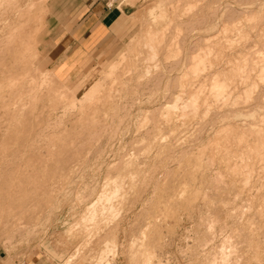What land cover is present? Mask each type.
<instances>
[{
	"label": "rangeland",
	"instance_id": "374dc122",
	"mask_svg": "<svg viewBox=\"0 0 264 264\" xmlns=\"http://www.w3.org/2000/svg\"><path fill=\"white\" fill-rule=\"evenodd\" d=\"M80 1L35 0L29 16L24 6L19 32L32 28L37 42L27 58L0 21V219L10 211L13 221L1 220L0 264H220L221 252L229 264H264V71L251 70L264 55V0H120V38L61 71L49 63L48 23ZM19 3L2 0L0 16ZM132 42L129 78L105 76ZM30 69L53 75L33 97ZM214 73L221 86L210 89ZM95 201L114 210L90 225L81 217Z\"/></svg>",
	"mask_w": 264,
	"mask_h": 264
},
{
	"label": "bare ground",
	"instance_id": "6f19581e",
	"mask_svg": "<svg viewBox=\"0 0 264 264\" xmlns=\"http://www.w3.org/2000/svg\"><path fill=\"white\" fill-rule=\"evenodd\" d=\"M32 0H25V4L24 3H19V4H16L14 7H9V9L6 11L5 10V12H2L3 13V15H4V17L2 18L1 16H0V21H3V20H5V21H3L4 22V25H5V23H6V27H7V29H6V31H4L5 32V37L6 38H3V39H6V41H10L11 42V45H17V50H18V52L17 51H15L14 52V49L12 50V52H14V54L15 55H18V53H19V55H21V58L23 57L22 56V54H24V56L26 55L25 54V52L28 50L27 49V46H30V42L32 43V45L35 47V45H37V42L36 41H34V42H36V44L34 43V42H32L33 40H30V39H33V38H31V32H32V28L31 29H29L28 30V32H25V34H24V32H19V29H20V27H21V24H22V18L21 17H23L22 16V14L23 13H25L26 14V12H27V10H30L31 9V6H33L34 7V5L36 4V3H38V2H34L35 0H33V2H31ZM38 1V0H37ZM1 2H2V0H0V4H1ZM35 3V4H34ZM34 4V5H33ZM37 5V4H36ZM24 6H25V9H24ZM38 7V6H37ZM161 6H159V5H156V6H153L151 9H150V11H149V17L151 18V23H153V24H155L156 22H155V19H157L158 17H157V15H159L158 13H159V11H160V9H158V8H160ZM28 8H30V9H28ZM40 8V7H39ZM158 9L159 11H158V13L156 14V11L157 10H155V9ZM7 9V8H6ZM23 9L25 10V12H23ZM35 9V8H34ZM32 10V9H31ZM37 10H38V8H37ZM33 11H35V10H33ZM162 11H164V8L162 9ZM23 12V13H22ZM36 12V11H35ZM161 12V11H160ZM31 13V12H30ZM164 13V12H163ZM165 13H166V10H165ZM230 13V12H229ZM228 13V14H229ZM245 13V12H244ZM7 14H9V16H7ZM24 14V15H25ZM27 14H28V16L29 15H31V14H29V12H27ZM40 14V13H39ZM10 15H12V16H10ZM36 13H34V14H32V18H33V24H34V22L36 21H38V20H40L41 19V15H36ZM225 15V14H224ZM255 15V14H254ZM161 16V15H160ZM164 16H166V14L164 15ZM26 17V16H25ZM237 17V16H236ZM160 18V17H159ZM161 18H163V16L161 17ZM160 18V19H161ZM165 18V17H164ZM3 19V20H2ZM229 19V18H228ZM231 20V19H230ZM35 22V23H36ZM38 22H40V21H38ZM155 22V23H154ZM157 22H160V21H157ZM150 23V24H151ZM3 24V23H2ZM24 24H25V22H24ZM236 24V23H235ZM27 25V24H26ZM36 25V24H35ZM37 25H38V23H37ZM223 25V24H222ZM234 25V24H233ZM20 26V27H19ZM34 26V25H33ZM5 27V28H6ZM227 27V26H226ZM229 28V27H228ZM1 29V28H0ZM22 29V28H21ZM34 29V28H33ZM152 29H156V28H152V27H148V28H146V30H145V35H147V34H149L150 32H152ZM226 30V29H225ZM224 30V31H225ZM234 30V29H233ZM154 33L156 32V30H154L153 31ZM239 32V31H238ZM18 33H20L19 35H17ZM1 34H3V32L1 31ZM14 34H16L15 36L16 37H20L21 39L20 40H18L17 42H15L14 40V38L13 39H11L12 37H14L13 35ZM221 34V33H220ZM18 37V38H19ZM11 39V40H10ZM224 39V38H223ZM2 40V39H1ZM30 40V41H29ZM5 41V42H6ZM14 41V43H12ZM145 41H147V39H145ZM7 43H9V42H6V44ZM130 44V43H129ZM127 45L125 48H124V51H121L120 53H119V61H117L116 62V64H112L109 68H108V73H106V75L105 76H109L108 78H111L110 76H112L114 79H117V78H119V80H120V78H122L123 76H124V74L125 73H127L128 72V74L130 75V73H132V70L133 69H135L136 68V64H135V62L134 61H136V60H134L135 59V56L136 55H134L136 52L135 51H137L136 50V48L138 47V42H132L130 45ZM5 45V44H4ZM7 45H10V44H7ZM33 46H31V47H33ZM8 47V46H7ZM6 47V48H7ZM14 47V46H13ZM16 47V46H15ZM14 47V48H15ZM10 49H11V47H10ZM16 49V48H15ZM31 49V48H30ZM33 49V48H32ZM24 50H25V52H24ZM34 51H35V48L33 49ZM17 52V53H16ZM134 52V53H133ZM257 52V51H256ZM31 53V52H30ZM35 53V52H34ZM37 53V52H36ZM137 53H139L138 51H137ZM136 53V54H137ZM195 53V52H194ZM13 54V53H12ZM28 55V54H27ZM26 55V58L28 57ZM132 55H134V58L132 57L131 58V56ZM196 55V54H195ZM137 56H139L138 54H137ZM136 56V57H137ZM193 56V55H192ZM126 57H128L129 59H127V60H129L128 62H130V61H133V62H131V63H128L127 64V60H126ZM189 57V56H188ZM197 58H198V56H197ZM125 60V61H122V60ZM131 59H133V60H131ZM195 59V58H194ZM245 59V58H244ZM249 60V59H248ZM20 61V60H19ZM123 62V64L125 63V64H127V65H131V67L130 68H127V65H126V67L124 66V65H122L121 63ZM194 62V69H197L198 68V65L200 64V65H202V62H201V58L199 59H195V61H193ZM192 62V63H193ZM248 62V61H247ZM264 55H260V56H256V59L254 58V59H251V64H252V71H254V70H257V69H259V68H261L263 71H264ZM19 63H22L21 61L19 62ZM118 64H121V65H118ZM248 64V63H247ZM21 65V64H20ZM119 66H124L125 68H127V69H123L122 71L124 72H122L121 73V71L119 72L117 69H119L120 70V67ZM22 67H24L23 65H22ZM25 67H26V65H25ZM129 67V66H128ZM225 67V66H224ZM121 68H123V67H121ZM21 70H22V68H20ZM25 69V68H24ZM28 69V68H27ZM31 70V69H30ZM36 70V69H35ZM116 70H117V73H118V76H117V74L115 75L116 76V78H115V76L113 75L115 72H116ZM220 70V69H219ZM242 70V69H241ZM247 70V69H246ZM127 71V72H126ZM209 71V70H208ZM207 71V72H208ZM26 73H25V77L23 76V78H25V79H27L26 80V82H27V85H28V87H29V91H28V93L27 94H29V95H31L32 97L33 96H35V94L36 93H40L39 92V90H41V89H39V88H41L42 86L45 88V86L46 85H48L47 84V82H51L50 80H52L53 79V75L51 74V72L50 73H48V72H46V73H48L49 75L48 76H50V77H45L44 75L42 76V74L39 72L38 74H39V79H38V81H37V79L36 78H38V77H36L35 75L34 76H32L33 75V73L35 72V71H33L32 72V70H31V74H29V72L30 71H28L27 72V70L25 71ZM106 72V71H105ZM203 72H205V73H207L206 71H204V69H198V70H196V71H194V75L196 76V75H198V74H202ZM220 72V71H219ZM241 72L242 71H240V73H238V74H241ZM122 74V76H121V74ZM215 73H216V71H215ZM215 73L213 74V76H211L210 77V79L209 80H211L210 82H211V87H210V89H217V88H219L220 86H221V84H220V82H221V79L219 80V79H217L218 77H216V75H215ZM218 73V72H217ZM35 74V73H34ZM105 74V73H104ZM120 74V75H119ZM126 75V77L128 76V78H129V75ZM223 74V73H222ZM207 75V74H206ZM249 75V74H248ZM104 76V77H105ZM119 76H121V77H119ZM200 76V75H199ZM218 76V75H217ZM222 76V75H221ZM220 76V77H221ZM241 76V75H240ZM34 77V78H33ZM36 77V78H35ZM49 78H52V79H49ZM124 78V77H123ZM105 79H107V77L105 78ZM127 78H125V80H126ZM48 80V81H47ZM109 80V79H108ZM107 80V81H108ZM113 80V79H112ZM112 80H109V81H111L112 82ZM106 81V82H107ZM113 81H115V80H113ZM122 81V80H121ZM224 80H222V82H223ZM53 82V81H52ZM51 82V83H52ZM110 82V83H111ZM104 83H105V81H104ZM54 84V83H53ZM61 84V83H60ZM62 86H63V84H61ZM255 85V84H254ZM49 86V85H48ZM47 86V87H48ZM42 87V89H44ZM59 87H60V85H59ZM209 87V86H208ZM254 88H255V86H253ZM256 87H258L257 86V84H256ZM63 88V87H62ZM62 88H59V90L60 91H58L57 89V91L58 92H56V95L58 96L57 98H60V97H62V94L63 93H61L62 91H61V89ZM102 88V87H101ZM45 90V89H44ZM183 90L181 89V92H182ZM257 92V91H256ZM181 94V93H180ZM180 94H177L176 95V98H179V96H180ZM222 93H216V95L217 96H220ZM56 95H54V96H56ZM254 95V94H253ZM77 102H79V99H77V98H74V99H72L70 102H69V105H66V106H68L69 107V109H77V108H79L78 106H77ZM178 103H177V100L172 104V105H170V106H164V107H162L161 109H162V115H168L166 112H167V110L168 109H177L178 108V105H177ZM71 107V108H70ZM148 116H149V112L148 111H144V114H143V117H144V119L142 118V120L143 121H146L147 119H148ZM240 116V115H239ZM22 128H24V126H22ZM146 135H147V133H146ZM154 136H155V134H154ZM153 138V137H152ZM154 139V138H153ZM141 142V141H140ZM1 166V165H0ZM2 170V169H1ZM4 171V170H3ZM2 173V172H1ZM131 173V172H130ZM130 176V175H129ZM130 178V177H129ZM123 189V188H122ZM34 190V189H33ZM154 190V189H153ZM46 191V190H45ZM119 190H118V188H113V190L111 191V197L110 196H105V197H103L102 198V200H109L110 198H114L115 196H118L117 194V192H118ZM122 191V190H121ZM3 192V191H2ZM2 192H0V194L2 193ZM120 192V191H119ZM4 193H5V191H4ZM3 193V194H4ZM2 194V195H3ZM2 195H1V197H0V199L1 198H3L2 197ZM6 196V195H5ZM98 199H99V197H97ZM116 198H118V197H116ZM97 199V200H98ZM167 199H169V198H167ZM101 199H99V201H100ZM13 204H14V201H13ZM16 204V203H15ZM21 204V203H20ZM2 206V205H1ZM7 206H10V204L9 205H7ZM17 206V205H16ZM13 207L15 208V206L13 205ZM18 207V206H17ZM8 208V207H7ZM3 209H5V208H3ZM10 209H11V206H10ZM1 210V209H0ZM7 210V209H6ZM9 210V209H8ZM12 210V209H11ZM15 210H17V208L15 209ZM86 210H88L89 211V213L87 214V216H82L81 217V219H82V221H85V222H88L90 225H91V223H97V222H95V221H97L96 220V216H98V215H102L104 212L106 213V212H110V211H112V210H114L113 209V206L111 205V204H108V205H106V204H99V206H97V208H96V201L95 202H92V203H89L88 205H87V207H86ZM2 211H4V210H2ZM2 211L0 212V218H2ZM14 211V210H13ZM24 211V210H23ZM22 211V212H23ZM18 212V211H17ZM5 213V212H4ZM3 213V214H4ZM7 213V212H6ZM10 211H9V216H10ZM14 214V213H13ZM21 214V213H20ZM8 215H5V216H8ZM6 217V219L4 220V219H0V225L2 226L3 224H5L6 226H7V228H8V225L9 226H12V220H10V217ZM14 216V215H13ZM12 216V217H13ZM4 217V216H3ZM15 217V216H14ZM5 218V217H4ZM1 220H4V223L3 224H1ZM16 220V219H15ZM81 222V221H80ZM84 223V222H83ZM8 224V225H7ZM81 224V223H80ZM78 225V224H77ZM82 225H85V224H82ZM86 225H88V224H86ZM75 226V225H74ZM78 226H80V225H78ZM81 227V226H80ZM83 227V226H82ZM86 227V226H85ZM87 227H89V226H87ZM4 227H2V229H3ZM85 229V228H84ZM5 230H6V228H5ZM70 230V229H69ZM76 230H77V228H76ZM86 230H87V228H86ZM70 232V231H69ZM68 232V233H69ZM71 233V232H70ZM229 239V238H228ZM90 241V240H89ZM230 242V241H229ZM90 243V242H89ZM84 244V243H83ZM133 244V243H132ZM77 247H79V246H77ZM77 247H76V250H78L77 249ZM228 247V246H227ZM230 247V246H229ZM224 248H225V246H223V245H221L220 246V248H219V250L220 251H223L224 250ZM214 250V249H213ZM226 250V249H225ZM238 250V249H237ZM226 252V251H225ZM220 253V252H219ZM222 253V255H221V261H220V259H219V262H220V264H229V263H227V261H226V258H227V254L226 253H223V252H221ZM220 253V254H221ZM198 255V254H197ZM100 256H101V254H100ZM98 257L97 258V262H99L100 260H101V257ZM229 256H230V254H229ZM228 256V257H229ZM218 258H220V257H218ZM214 259V258H213ZM215 260V259H214ZM159 261V260H158ZM217 261V260H216ZM216 261H214V262H212V263H210V264H215L216 263ZM219 262H217V263H219ZM159 263V262H158ZM157 263V264H158ZM160 264V263H159Z\"/></svg>",
	"mask_w": 264,
	"mask_h": 264
},
{
	"label": "crops",
	"instance_id": "0c3cea01",
	"mask_svg": "<svg viewBox=\"0 0 264 264\" xmlns=\"http://www.w3.org/2000/svg\"><path fill=\"white\" fill-rule=\"evenodd\" d=\"M134 0H122V2ZM128 8L106 9L103 0H82L70 8L69 15L55 25L48 23L49 63L75 67L92 47L119 39L127 25ZM70 71V70H69ZM21 264H41L23 261Z\"/></svg>",
	"mask_w": 264,
	"mask_h": 264
},
{
	"label": "built area",
	"instance_id": "2783aa9c",
	"mask_svg": "<svg viewBox=\"0 0 264 264\" xmlns=\"http://www.w3.org/2000/svg\"><path fill=\"white\" fill-rule=\"evenodd\" d=\"M106 9H114L120 7V0H103Z\"/></svg>",
	"mask_w": 264,
	"mask_h": 264
}]
</instances>
